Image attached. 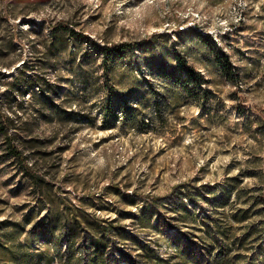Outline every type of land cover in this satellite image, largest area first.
I'll use <instances>...</instances> for the list:
<instances>
[{
  "label": "rangeland",
  "instance_id": "rangeland-1",
  "mask_svg": "<svg viewBox=\"0 0 264 264\" xmlns=\"http://www.w3.org/2000/svg\"><path fill=\"white\" fill-rule=\"evenodd\" d=\"M20 1L30 15L16 16L22 8L0 0V108L13 122L12 142L52 190L49 198L37 192L0 135V245L18 249L47 201H63L121 226L106 249L117 263L152 264L146 248L174 263L177 233L186 242L194 234L207 253L203 245L215 240L206 215L230 223L235 239L246 235L223 264L258 253L264 208L250 202L264 193V137L255 138L264 122V0ZM58 21L76 35L52 55L57 48L43 46L36 31ZM122 42L136 46L105 56V47ZM23 59L43 77L42 89L24 95L10 85ZM184 62L205 79L200 91L184 89ZM235 176L239 197L216 206L203 199L207 185L219 196ZM180 183L196 191L200 209L162 204ZM223 207L245 214L225 221ZM27 245L25 264H47L43 241Z\"/></svg>",
  "mask_w": 264,
  "mask_h": 264
},
{
  "label": "trees",
  "instance_id": "trees-1",
  "mask_svg": "<svg viewBox=\"0 0 264 264\" xmlns=\"http://www.w3.org/2000/svg\"><path fill=\"white\" fill-rule=\"evenodd\" d=\"M15 7L19 10L21 16H27L31 14L32 9H27L25 3H21L20 0H10ZM23 6V7H22ZM35 25V24H34ZM37 29V35L40 36V42L43 46L47 45L48 48H57V51H52V55H56L58 51L65 47L68 40L74 38L76 32L71 29L66 22L58 21L54 24H48L45 26H39ZM236 28V27H235ZM46 30V33L43 32ZM29 32V31H28ZM136 46L135 42H122L115 45H109L104 48L105 56L109 58L111 55H121L126 49H132ZM3 44L0 39V66H6L4 63V55L2 54ZM31 67L28 61L25 59L14 69L12 74V81L10 85L20 89L22 95L25 93H32L35 90L42 89V76L35 74L31 75L29 72ZM179 76L183 77L186 81L184 85L185 90H201L202 83L204 84L205 79L191 66H188L185 62L179 68ZM1 73V69H0ZM30 74V75H29ZM198 78L189 81L190 77ZM197 80V81H194ZM203 100L208 98V90H203ZM14 128L13 122L9 115L0 108V135L4 138L5 151L7 155L12 157L18 164L20 171L24 174L31 185L41 195L51 197V186L47 182V178L41 175L35 170L34 163H31L24 152L19 149L12 142V133L10 130ZM257 137H264V122L259 121L256 127ZM249 176H256L257 174L253 171H248ZM264 176V174L262 173ZM240 178V179H239ZM241 177L235 176L231 180L226 178L223 182L222 191L223 194L219 196L213 193V189L210 185H207V191L203 199L212 206H216L221 202V198H225V202L230 200V196L239 197L238 183L242 182ZM264 191V184L261 186ZM61 200V199H59ZM134 200V199H133ZM158 200V199H155ZM162 204L171 203L174 206H185L187 202L191 203L195 208H201V202L197 198V193L194 189L186 187L184 183L176 185L169 197L162 199ZM261 204L264 208V193L251 197L250 205ZM146 208L152 207L154 202L151 201L150 205L146 204ZM46 213L33 222L27 231V235L24 238V242L19 243V248L16 249L13 244L0 245V264H25L28 256L32 255V251H22V246L29 248L27 243L34 240L43 241L45 244V250L42 253L44 256L45 263L50 264L53 259H59L64 264H125L124 260L117 263L114 259V253L107 255L108 236L113 229H120L121 226L112 220H102L98 217L89 216L81 207L70 204L63 201H47ZM224 210L220 212L221 216L227 220H239L245 214V210L238 209L231 215H228ZM205 232L212 236L214 243L209 245L204 244V249L198 246L197 237L189 235L188 241H183V237L180 233L175 236V242L173 248L175 249L174 258L175 262L171 263L168 259L162 258L159 254L151 248H146L149 253V258L153 261L152 264H223L224 260L231 252L235 251L238 247L243 246L246 235L242 238L235 239L233 229L230 223L224 224L214 219L212 216L206 215L201 218ZM159 222V217L156 219V223ZM254 229L256 227H253ZM259 230H264L261 226ZM253 230V229H252ZM201 236H198L200 239ZM228 243V240H231ZM225 241L224 245L222 242ZM53 242V244L48 245ZM216 242L219 244V248L216 247ZM255 246H258V253L252 252L246 257L244 264H264V242H257ZM223 248V251H222ZM52 250V252H51ZM203 250V253H202ZM240 253H234L231 258H240ZM41 255V254H38ZM203 255L207 256L204 259ZM40 259V258H39ZM2 262V263H1ZM207 262V263H206Z\"/></svg>",
  "mask_w": 264,
  "mask_h": 264
}]
</instances>
